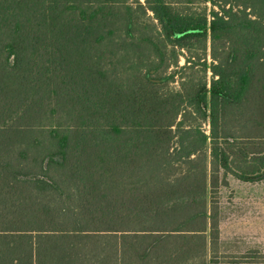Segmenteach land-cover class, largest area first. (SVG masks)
Wrapping results in <instances>:
<instances>
[{"label":"trees","instance_id":"trees-1","mask_svg":"<svg viewBox=\"0 0 264 264\" xmlns=\"http://www.w3.org/2000/svg\"><path fill=\"white\" fill-rule=\"evenodd\" d=\"M144 3L163 44L209 37V86L124 78L117 55L138 45L116 38L135 25L116 0H0V264H221L216 175L264 181V0L209 21ZM168 241L179 258H99Z\"/></svg>","mask_w":264,"mask_h":264},{"label":"rangeland","instance_id":"rangeland-1","mask_svg":"<svg viewBox=\"0 0 264 264\" xmlns=\"http://www.w3.org/2000/svg\"><path fill=\"white\" fill-rule=\"evenodd\" d=\"M190 1L192 4L186 3ZM242 1L166 0L174 10L184 14H205L208 21L211 20V12H220L226 5L225 2L235 8ZM116 2L122 10L125 6H129L134 11L135 24L130 30V36H127L123 29L117 30L118 42L120 44L132 42L138 45L133 48L123 47L127 49L128 54L122 56L121 52L117 55L118 63H114V66L124 74V78L131 69H141L144 72V69L153 68L155 71L152 72V79L169 78L157 87L160 94L179 91L185 93L191 84L196 83L205 82L209 86L212 74L208 66L214 64L209 37L204 40L187 41L185 42L187 48H172L171 45L161 42L160 28L152 13L147 11L144 14L139 9L138 4H141L142 8L145 6L144 0H116ZM144 39L150 40L154 45L144 44ZM218 49L217 55H222L220 46ZM160 56L163 57V65L159 62ZM180 119L181 116L177 120ZM185 125L192 128L199 127L209 134L207 123L201 119L192 117ZM233 127L234 125L229 126L232 132ZM237 166L243 168L246 165L237 164ZM216 177L219 183L214 200L218 220V239L213 257L219 258L221 264H264V181L243 183L233 175H225L222 171Z\"/></svg>","mask_w":264,"mask_h":264},{"label":"crops","instance_id":"crops-1","mask_svg":"<svg viewBox=\"0 0 264 264\" xmlns=\"http://www.w3.org/2000/svg\"><path fill=\"white\" fill-rule=\"evenodd\" d=\"M101 252V257L99 258H179V250L174 247V242L171 241L153 248L147 256H141L143 252L136 251V249L124 250L120 243H112L108 247L103 248ZM180 253L185 255L186 251L183 249Z\"/></svg>","mask_w":264,"mask_h":264}]
</instances>
